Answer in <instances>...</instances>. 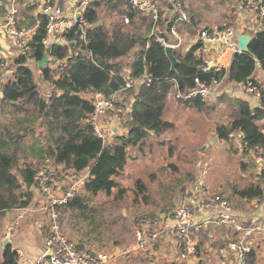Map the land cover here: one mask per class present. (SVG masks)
Listing matches in <instances>:
<instances>
[{
	"label": "trees",
	"instance_id": "trees-1",
	"mask_svg": "<svg viewBox=\"0 0 264 264\" xmlns=\"http://www.w3.org/2000/svg\"><path fill=\"white\" fill-rule=\"evenodd\" d=\"M236 1L240 5L244 3V0ZM102 7L128 16L129 23L120 19L109 25L100 22ZM176 17L162 18L159 13L154 21L150 14L132 7L129 0L90 1L83 13V24L76 23L67 33L68 44L58 43L49 52L55 60L67 58L66 66L60 72L49 67L40 68L43 78L56 88L49 95L40 91L35 73L25 59L21 56L15 59L10 73L0 80V113L16 116L14 122L0 123V217L15 208L27 206L32 200L30 187L36 169L33 163L18 167L19 148L23 143L39 140V145L34 146L40 156L57 166L77 171L90 168V178L83 189L61 209V217L67 214L68 218L78 214L89 215L88 203L94 196L112 194L117 185L114 178L124 171L127 164L128 147L142 144L150 132L160 136L173 127L165 113L174 84L180 91L195 88L196 79L206 84L221 79L240 84L251 81L260 86L252 75L257 67L264 71V30L249 33L248 52H234L227 68L203 70L204 57L197 52L199 43H195L183 52L175 51L178 63L175 70H171L164 45L158 39H169L168 32ZM46 23L47 19L43 17L33 37L38 62L47 54L39 44L45 36ZM193 26V23L188 24L186 30L193 33L190 31ZM134 49L137 51L129 63L131 75L148 71L156 82L141 84L133 93L126 135L115 136L111 143L103 144L86 122L93 109L89 95L101 92L110 96L123 87L118 59ZM70 53L72 56L68 57ZM260 95L257 107L246 99L226 93L214 103L217 108L218 105L222 108L226 102L232 109L228 122L216 126L217 138L231 140L238 137L242 152L250 156L255 145L264 149L263 89H260ZM178 101L196 110L204 108V103L198 98ZM36 122L39 128H43L42 135H34ZM135 187V200H146L147 187L141 179L135 181ZM123 193L124 189H119L115 198ZM263 195L264 186L257 181L244 187L233 185L230 200L253 201ZM77 247L85 249L83 241L79 240ZM247 262H256L253 249L247 254ZM0 264H16V250L11 245L0 250Z\"/></svg>",
	"mask_w": 264,
	"mask_h": 264
},
{
	"label": "built area",
	"instance_id": "built-area-1",
	"mask_svg": "<svg viewBox=\"0 0 264 264\" xmlns=\"http://www.w3.org/2000/svg\"><path fill=\"white\" fill-rule=\"evenodd\" d=\"M11 1L5 15L0 14V30L4 33L10 51L25 59L26 64L32 69H37L36 80L40 91L44 95H49L56 88L53 83L43 78L36 56V44L33 41L34 34L40 26L42 18L47 19L45 26V36L39 44L47 50L48 59L43 67L60 72L67 63V58L55 60L50 57L49 52L58 43H67L66 35L78 23L83 24V13L91 0H73L74 13L68 16L64 13L59 0H28V5L34 8L36 19L34 24L21 26L16 18L15 0ZM132 7L141 9L150 14L154 21L158 18V10L155 0H129ZM1 6V3H0ZM175 9L179 12L174 23L170 27L168 34L174 41L164 38L158 40L165 46L171 45L177 51L181 46V36L177 23L186 21L188 14L183 11V2L175 0ZM240 10L249 14L250 23H241L239 28L230 26L219 28H202L196 33L194 42L199 43L198 53L204 57L203 70L210 69L212 51H223L229 49L234 52H241L237 45L238 34H249L257 30H264V0H244L240 5ZM114 19L123 20L129 23V17L119 15ZM250 35V34H249ZM189 47V48H190ZM135 54L137 49L132 50ZM129 54V53H128ZM134 54L129 58L127 64L120 62V75L123 77L124 85L110 96H105L101 92H95L90 98L93 102V109L87 115L86 122L93 128L94 134L101 139L103 144H109L118 134V126L121 125L123 108L118 105L121 95L126 91L135 93L141 84H154L156 80L148 71H144L137 76L131 75L129 63L133 60ZM72 53L68 57H71ZM11 62L0 55V80L7 76L11 71ZM38 68H37V67ZM9 72V73H8ZM224 79L214 81L211 84L195 80L196 87L187 91H180L174 84L172 89L176 100L198 98L205 102L208 98L217 97L218 88ZM240 84V83H237ZM242 97L245 99L260 100L261 86L257 87L251 81L240 84ZM131 98L130 109L133 102ZM257 105V106H258ZM253 106V104H252ZM254 106V107H257ZM127 133V131H126ZM117 134V135H116ZM251 157L256 163L258 173L264 174V149L255 145L250 151ZM90 178V168L77 171L74 168H64L57 166L53 162L46 160L35 170L34 182L30 187L32 200L25 207L13 209L8 216L3 227L2 237L11 238L22 222L39 212L42 216L40 230L45 247L44 253L36 260H30L20 251H16V264H106L112 257L103 251L79 249L73 240H70L63 232L60 223L61 209L72 197L79 193L85 183ZM206 187L199 190H192L186 201L179 206L171 209L167 215L146 217L139 216L133 230V242L127 250L118 251L116 255L137 254L145 251L153 253L157 251L159 241L164 233H169L177 243L176 258L184 262L190 257L197 255L201 247L197 238L204 228L208 226L223 227L227 226L232 231L225 246L220 253L219 264H248L247 254L253 249L256 235L264 234V220L254 224L249 214L233 208L229 201L218 194H212ZM253 209L257 211L264 205V195L253 200ZM158 243V244H157ZM156 249L154 247L156 246ZM154 250V251H152ZM202 250V249H201ZM49 251H52L49 256Z\"/></svg>",
	"mask_w": 264,
	"mask_h": 264
},
{
	"label": "rangeland",
	"instance_id": "rangeland-1",
	"mask_svg": "<svg viewBox=\"0 0 264 264\" xmlns=\"http://www.w3.org/2000/svg\"><path fill=\"white\" fill-rule=\"evenodd\" d=\"M155 1L158 14H162V18L178 16L175 0ZM181 1L188 18L177 23L182 40L177 51L189 41L192 42L198 30L202 28L226 26L239 28L241 23L251 24L249 14L240 10V4L236 0ZM112 13L102 7L99 13L100 22L106 25L113 22ZM191 23L194 24L190 30L193 33L186 30ZM169 40L174 41L170 35ZM131 53H127L121 61L127 64ZM215 54L217 52L212 51L211 56ZM260 70L258 68L256 72L254 71L255 76L261 74ZM33 71L36 75L37 69L34 68ZM220 89L221 86L216 93L217 97L213 96L203 102V111L196 110L190 105L183 106L171 97L165 117L173 123V127L160 136L150 132L142 144L129 146L127 164L124 171L115 176L117 185L112 194L107 196L100 193L94 196L88 203L89 215L78 214L76 217L68 218L67 214L60 217L64 234L76 245L79 240L83 241L85 249L103 251L111 257L113 255L108 264H171L167 258L153 255L149 251L116 255L118 251L127 250L133 242V230L139 216L167 215L171 209L184 203L192 190H199L201 187H206L212 194L229 198L227 200L232 206L245 208L244 200L237 198L230 200L232 186L244 187L257 181L264 186V176L258 173L252 157L242 152L238 137L231 140L217 138L216 126L227 123L232 113L230 105L226 102L222 108H219L220 105L217 108L213 104L225 94ZM132 96V91H126L118 101V105L123 108L121 125H117L119 136L126 135ZM15 117L8 113L5 115L0 113V123L14 122ZM42 129L36 122L34 135H42L44 133ZM37 141L40 142L36 139L33 143L27 141L20 146L18 167L21 168L25 163H33L36 169L45 162L38 148L34 146L39 145ZM14 170L17 171V168ZM137 179H141L147 187L146 200H135ZM119 189H124V193L115 198ZM0 231L2 239L1 219ZM256 251L255 264H264V248L259 247Z\"/></svg>",
	"mask_w": 264,
	"mask_h": 264
},
{
	"label": "crops",
	"instance_id": "crops-1",
	"mask_svg": "<svg viewBox=\"0 0 264 264\" xmlns=\"http://www.w3.org/2000/svg\"><path fill=\"white\" fill-rule=\"evenodd\" d=\"M0 3H1L0 14L3 16L7 12L6 9H8L11 1L7 2V5L4 6L2 5L6 3V0H0ZM59 3L62 5V8L66 15L71 16L74 13L75 8L73 6V0H59ZM14 4L17 11L16 18L20 23V25L28 26L34 24L36 19V13L34 11V8H31L28 5V0H15ZM113 15L115 16L116 13L113 12L111 16ZM114 16L112 19L113 21H116L114 19ZM194 39L195 37L192 39V42L189 41L186 46H183L179 52H183L187 50L190 47V45L194 42ZM130 52H132L131 56H133L132 54H134V52L133 51ZM232 54H233L232 51L229 49L217 52V54L211 57L212 62L210 64V67L212 65H215L217 66L216 69L227 68ZM131 56H129V58L132 59ZM222 60L225 62H223ZM256 69H258V67ZM260 71L261 74L259 76H255L254 74L256 72L255 71L252 75V78L257 83H259L264 90V71L262 70ZM220 86H221L220 91L222 93H226L234 98L245 99L244 97L241 96L242 87L240 84L230 82L227 79H224ZM171 97L174 99L173 94L169 93L168 95L169 102L171 101ZM246 100H248L251 105L253 104V107L258 105V100L257 101H254L253 99H246ZM217 102L215 101L214 103ZM262 130L264 131V128H262ZM244 202L246 205L245 208L244 207L240 208L236 206H233V208L239 211L247 212L251 217V219L255 221L254 224L262 222L264 220V205L260 206V208L257 209L256 211L255 209H253L252 206V203L254 201L244 200ZM12 212L13 210L8 211L3 216L0 217L2 221V228L4 227L8 216ZM41 220H42L41 214L39 212H35L33 215L29 216L22 222V224L19 226L17 231L14 232L11 238L12 248L15 249L16 251L22 252L24 255H26V257H28L30 260L33 261L36 260L38 257H40L45 251V247L43 244V237L40 230V223L42 222ZM231 236H232V231L227 226H223V227L208 226L204 228L197 235V238L199 240V247H201L202 250L200 249L196 256L190 257L184 262H180L176 258L177 243L175 242V240H173V238L170 236L169 233H164L159 241L158 249L157 251L153 252V255L165 257L171 262V264H219V260L221 258L220 251L222 247L226 245V243L228 242ZM2 239L0 241H2ZM259 247L264 248V234L256 235L253 244V250L257 252L256 249Z\"/></svg>",
	"mask_w": 264,
	"mask_h": 264
},
{
	"label": "water",
	"instance_id": "water-1",
	"mask_svg": "<svg viewBox=\"0 0 264 264\" xmlns=\"http://www.w3.org/2000/svg\"><path fill=\"white\" fill-rule=\"evenodd\" d=\"M237 45L241 52H248V44L251 40V35L249 34H238L237 35ZM175 48L171 45L164 46V53L168 61L170 62V69L175 70L178 60L175 55ZM0 55L10 60L11 64L14 63L16 55L10 51V46L7 44L4 33L0 30ZM48 59V55H44L43 59L38 62V67L42 68ZM217 66L212 65L210 69H216ZM7 245H11V241L8 238H3L0 244V250H3ZM52 251H49V256Z\"/></svg>",
	"mask_w": 264,
	"mask_h": 264
},
{
	"label": "bare ground",
	"instance_id": "bare-ground-1",
	"mask_svg": "<svg viewBox=\"0 0 264 264\" xmlns=\"http://www.w3.org/2000/svg\"><path fill=\"white\" fill-rule=\"evenodd\" d=\"M33 11V10H32ZM32 11H31V13H32ZM24 19V18H23ZM223 61V60H222ZM223 62H225V61H223Z\"/></svg>",
	"mask_w": 264,
	"mask_h": 264
}]
</instances>
